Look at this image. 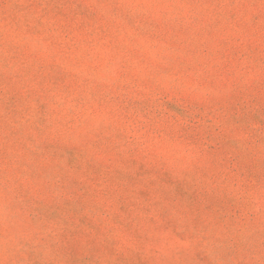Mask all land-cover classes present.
<instances>
[{"label":"rangeland","instance_id":"obj_1","mask_svg":"<svg viewBox=\"0 0 264 264\" xmlns=\"http://www.w3.org/2000/svg\"><path fill=\"white\" fill-rule=\"evenodd\" d=\"M0 264H264V0H0Z\"/></svg>","mask_w":264,"mask_h":264}]
</instances>
